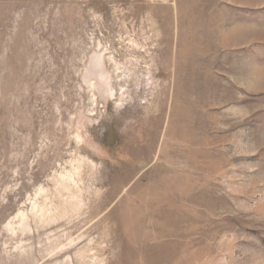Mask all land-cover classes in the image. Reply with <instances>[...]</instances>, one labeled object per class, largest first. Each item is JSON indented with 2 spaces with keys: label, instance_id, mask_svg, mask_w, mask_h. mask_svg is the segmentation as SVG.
<instances>
[{
  "label": "rangeland",
  "instance_id": "obj_1",
  "mask_svg": "<svg viewBox=\"0 0 264 264\" xmlns=\"http://www.w3.org/2000/svg\"><path fill=\"white\" fill-rule=\"evenodd\" d=\"M0 264H264V0H0Z\"/></svg>",
  "mask_w": 264,
  "mask_h": 264
}]
</instances>
